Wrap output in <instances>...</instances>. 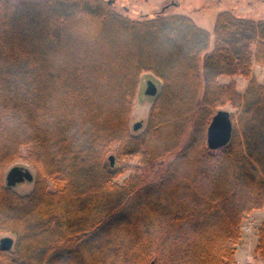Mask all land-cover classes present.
I'll use <instances>...</instances> for the list:
<instances>
[{"label":"trees","instance_id":"trees-1","mask_svg":"<svg viewBox=\"0 0 264 264\" xmlns=\"http://www.w3.org/2000/svg\"><path fill=\"white\" fill-rule=\"evenodd\" d=\"M170 7L133 19L115 0H0V234L15 237L0 264H238L242 222L264 209V18L219 12L212 48ZM145 72L162 84L136 133ZM226 105L232 139L211 150ZM23 157L25 195L4 179ZM110 157L139 159L123 184Z\"/></svg>","mask_w":264,"mask_h":264},{"label":"rangeland","instance_id":"rangeland-1","mask_svg":"<svg viewBox=\"0 0 264 264\" xmlns=\"http://www.w3.org/2000/svg\"><path fill=\"white\" fill-rule=\"evenodd\" d=\"M13 3H19L23 1L28 2H43L45 0H10ZM173 4L176 7H170L169 13H180L190 16L196 24L209 31L212 36V44L214 45V28L216 18L219 12L231 11L236 15L252 19L264 18V0H115V6L119 12L127 11V15L133 19H139L144 14L151 17L155 15L158 10H161L163 6ZM254 77L260 84L264 85V65H258L254 62L253 65ZM152 81L161 88V80L151 72H145L140 79V86L134 99L132 114L130 118V127L134 131L133 126L136 123L141 122L142 128L138 131H143L148 124L151 107L153 106L154 98L145 95L146 83ZM221 84H229L236 82L238 86V92L244 94L249 85V79L244 77H229L222 76L219 79ZM220 110L227 111L229 113L235 112L230 106L226 105L220 108ZM114 152H112L113 154ZM24 155V154H23ZM139 164L137 157H128L125 159H119L115 157V166L122 171V174L114 179V182L123 184L130 176L135 173V168ZM24 167L29 169L34 179L32 182H22L17 184L12 189L21 195L30 193L35 186L36 170L34 167L23 158H20L10 164L5 170V183L8 172L13 167ZM50 188L52 183L50 182ZM264 223V209L253 211L247 214L241 225V239L236 245V260L238 264H264L262 259L256 253V249L259 241V229ZM15 237L11 234H0V239L3 237Z\"/></svg>","mask_w":264,"mask_h":264},{"label":"water","instance_id":"water-1","mask_svg":"<svg viewBox=\"0 0 264 264\" xmlns=\"http://www.w3.org/2000/svg\"><path fill=\"white\" fill-rule=\"evenodd\" d=\"M112 0H109L111 3ZM160 92L157 84L152 81L147 82L145 89V95L156 98ZM141 122L136 123L133 128L134 131H138L142 128ZM233 134V124L230 118V113L224 110H219L213 117L208 130H207V143L211 150H218L227 146ZM112 166H115V157H110ZM34 176L32 172L24 167H13L6 176V184L8 187L13 188L17 184L22 182H32ZM15 244V240L12 237L6 236L0 239V248L3 251H10Z\"/></svg>","mask_w":264,"mask_h":264},{"label":"flooded vegetation","instance_id":"flooded-vegetation-1","mask_svg":"<svg viewBox=\"0 0 264 264\" xmlns=\"http://www.w3.org/2000/svg\"><path fill=\"white\" fill-rule=\"evenodd\" d=\"M146 86H147V83H146ZM146 89V88H145Z\"/></svg>","mask_w":264,"mask_h":264}]
</instances>
